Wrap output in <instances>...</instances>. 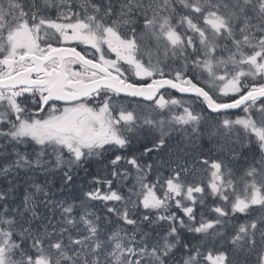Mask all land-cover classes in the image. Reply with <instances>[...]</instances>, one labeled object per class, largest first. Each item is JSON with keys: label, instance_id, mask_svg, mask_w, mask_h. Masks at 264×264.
<instances>
[{"label": "snow or ice", "instance_id": "snow-or-ice-1", "mask_svg": "<svg viewBox=\"0 0 264 264\" xmlns=\"http://www.w3.org/2000/svg\"><path fill=\"white\" fill-rule=\"evenodd\" d=\"M0 264H264V0H0Z\"/></svg>", "mask_w": 264, "mask_h": 264}]
</instances>
